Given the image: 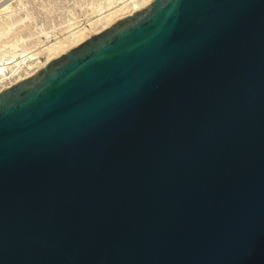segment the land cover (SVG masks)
I'll return each instance as SVG.
<instances>
[{
	"label": "water",
	"instance_id": "1",
	"mask_svg": "<svg viewBox=\"0 0 264 264\" xmlns=\"http://www.w3.org/2000/svg\"><path fill=\"white\" fill-rule=\"evenodd\" d=\"M0 264H264V0H152L3 88Z\"/></svg>",
	"mask_w": 264,
	"mask_h": 264
},
{
	"label": "bare ground",
	"instance_id": "2",
	"mask_svg": "<svg viewBox=\"0 0 264 264\" xmlns=\"http://www.w3.org/2000/svg\"><path fill=\"white\" fill-rule=\"evenodd\" d=\"M32 1L39 4L35 14ZM151 1L86 0L82 9L85 21L66 18L57 26V33L43 21H35V30L30 25L37 13L50 10L53 2H48L49 8L45 0H0V91Z\"/></svg>",
	"mask_w": 264,
	"mask_h": 264
},
{
	"label": "rangeland",
	"instance_id": "3",
	"mask_svg": "<svg viewBox=\"0 0 264 264\" xmlns=\"http://www.w3.org/2000/svg\"><path fill=\"white\" fill-rule=\"evenodd\" d=\"M49 1L54 3L52 8L50 4H48ZM85 1L86 0H45L47 7L51 9L44 13H37V18L30 21L32 30H35L36 25L34 23L36 20L43 21L50 29H54L56 32L59 23L66 18L77 17L80 21H85V16L82 13V9L85 7ZM30 6L35 10V14L38 11L39 4H36V1H32L30 2ZM72 13H74V15H72Z\"/></svg>",
	"mask_w": 264,
	"mask_h": 264
}]
</instances>
